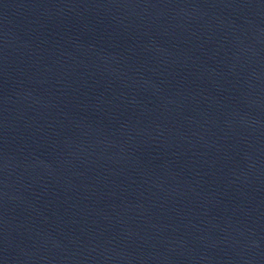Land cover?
I'll return each mask as SVG.
<instances>
[{"label": "water", "instance_id": "1", "mask_svg": "<svg viewBox=\"0 0 264 264\" xmlns=\"http://www.w3.org/2000/svg\"><path fill=\"white\" fill-rule=\"evenodd\" d=\"M0 264H264V0H0Z\"/></svg>", "mask_w": 264, "mask_h": 264}]
</instances>
